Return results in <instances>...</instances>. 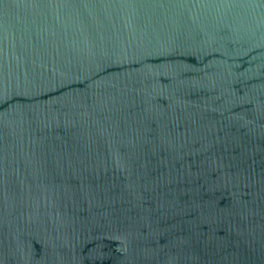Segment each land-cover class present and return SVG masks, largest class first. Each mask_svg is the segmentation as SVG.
<instances>
[{
	"label": "water",
	"instance_id": "obj_1",
	"mask_svg": "<svg viewBox=\"0 0 264 264\" xmlns=\"http://www.w3.org/2000/svg\"><path fill=\"white\" fill-rule=\"evenodd\" d=\"M0 264H264V0H0Z\"/></svg>",
	"mask_w": 264,
	"mask_h": 264
}]
</instances>
